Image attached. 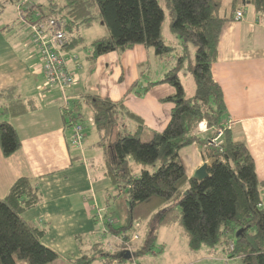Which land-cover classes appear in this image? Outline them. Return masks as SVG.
Wrapping results in <instances>:
<instances>
[{
  "label": "trees",
  "instance_id": "obj_1",
  "mask_svg": "<svg viewBox=\"0 0 264 264\" xmlns=\"http://www.w3.org/2000/svg\"><path fill=\"white\" fill-rule=\"evenodd\" d=\"M241 1L264 15V0ZM5 3L25 5L26 27L50 17L63 18L70 36L66 49L79 45L80 28L92 24V11L97 7L109 35L92 43L90 62L112 52L123 54L138 45L155 48L160 59L174 58L172 53H177L176 67L161 80L142 89L138 80L129 89L139 88L140 97L156 85L168 84L175 90L160 99L171 105L166 127L152 131L148 141L141 139L148 128L146 121L123 101L86 93L60 108L68 128L84 126L82 111L89 108L98 133L95 146L104 151L98 168L110 187L128 195L125 225L115 227L107 222L103 233L130 241L145 223L144 243L135 252L138 261L154 252L162 228L179 224L191 251L206 246L212 255L220 252L243 264H264V184L247 143L234 140L225 126L228 111L224 94L212 73L223 27L232 20L220 13L223 0H0L2 8ZM162 4L184 49L195 47L194 61L189 65L194 83L191 94L179 74L186 50L178 51L163 39ZM233 11H237L235 6ZM39 108L35 98L20 97L15 87L0 91V146L4 156L21 147L12 120ZM203 123L215 134L202 136ZM220 129L224 131L220 141L212 143L210 139ZM195 143L208 162L209 176L203 181L190 177L181 159L180 151ZM42 201L37 179L30 177L18 179L6 197L0 198V264H55L62 259L44 243L47 229L23 217ZM102 243L95 242L92 252L68 260V264H94L103 256L110 264L126 262L120 249L111 252Z\"/></svg>",
  "mask_w": 264,
  "mask_h": 264
},
{
  "label": "crops",
  "instance_id": "obj_2",
  "mask_svg": "<svg viewBox=\"0 0 264 264\" xmlns=\"http://www.w3.org/2000/svg\"><path fill=\"white\" fill-rule=\"evenodd\" d=\"M234 6L237 11L243 12L241 20H236L237 11H233ZM220 13L232 20L223 27L218 59L212 67L213 77L224 94L229 130L234 140H244L247 143L254 158L258 178L264 184V15L257 13L249 3L241 0L238 3L234 0H223ZM14 21L11 24L0 23V91L15 87L20 97H33L39 101L37 105L40 108L12 120L21 140L18 151L6 157L0 146V198L6 197L18 179L36 178L43 201L36 208L24 212L23 217L47 229L44 243L67 260L92 252L95 242H108L112 239L111 243L119 244L118 237H113L112 234L111 237L110 233L99 235L97 232L104 229L110 218L112 224L118 222L113 214L106 213L104 207V216L100 220L97 215L101 209L97 205L94 208L95 192L98 189L109 190V182L100 186L93 183L90 167L94 169V164L81 155L84 153L83 148L71 144L73 127H65L60 110L64 105L62 94L58 88L47 84L39 55L29 44L28 26L19 23L15 25ZM133 52H129L130 58L133 57ZM89 63L85 68L81 64V69L72 66L77 81L66 92L70 104L84 94L91 93L116 102L123 101L127 107L144 118L148 127H154L155 131H162L166 127V121L163 129L157 123L158 121L162 124V109L159 110L145 98L141 99L131 93L124 95L129 86L140 79L139 76H134L128 81L123 79L122 83H118L119 74L123 71L121 65L128 63V60H124L122 64L118 54L112 52ZM143 64L141 61L139 66ZM107 73L111 76H107ZM161 86L162 97L175 91L168 84ZM162 97L156 98L157 101ZM162 107H166L163 110L166 109L170 115L171 105L165 104ZM200 128L202 136L210 137L208 135H211V129L204 123ZM190 148L193 158L186 170L193 177L196 170L208 162L202 159L198 144L195 143ZM207 249L202 252L206 255L190 260L187 264L213 261ZM207 256H210L209 259ZM221 258L226 263L240 261H232L225 255ZM159 261L162 262V259ZM154 262L155 259H152L151 263Z\"/></svg>",
  "mask_w": 264,
  "mask_h": 264
},
{
  "label": "rangeland",
  "instance_id": "obj_3",
  "mask_svg": "<svg viewBox=\"0 0 264 264\" xmlns=\"http://www.w3.org/2000/svg\"><path fill=\"white\" fill-rule=\"evenodd\" d=\"M19 6L20 4H18V6H13L10 3H5L4 7L2 8V5L0 4V23L11 24L12 21L15 20L14 21L15 25L18 24V21H20L22 24L23 23L27 24L26 20L22 18V15L20 16L21 7L19 10ZM23 7L25 8V5H23ZM162 7L165 10V21L162 26L163 39L168 45L176 47L178 51L182 52L183 50H186V48L184 49L182 40L178 37L177 33H175L171 28L168 10L165 8L163 4ZM92 12L94 16V19L92 20V24H90L87 27L83 26L80 28L81 41L79 45H77L76 47L69 48L70 53L78 58L77 59L78 62H75V64L80 63L78 64L80 65V69L82 68L81 64L83 65L84 68L87 65H90L88 56L90 55V52L93 49L92 43H94L99 38L107 37L109 35L107 28L102 24L99 18L97 7H94ZM135 48L136 51H134ZM135 48L132 49L134 52L132 50H129L125 55H123L124 53L123 54L117 53L119 59L122 61V64L124 60L125 61L128 60V63H126L125 65H121L123 71L121 74H119L120 80L118 79V83H122L123 79L128 81L129 79L134 78V76H139L140 88L142 89L143 87L147 86L150 82L153 83L161 80L169 70H171L173 67H176L175 64L176 63L175 57L177 56L176 52L172 53L174 58L168 56L160 59L159 56L156 54L155 48L153 47L147 48L143 45H138ZM129 52H133L131 53V55L133 56L132 58L129 57ZM186 53H187L185 57L186 61L180 67L179 74L181 76L182 83L185 87L186 92L188 94H191L194 91V83L189 65L194 61L195 47L193 45H189L188 49L186 50ZM141 61L144 62L143 68L141 67L142 65L139 66ZM68 64H69L68 68L70 69L71 72H73L72 69H74L72 68V66H74L75 68H77L78 66V65L75 66L73 61H70ZM112 71L114 75L115 74L114 68ZM107 76H111V74L107 73ZM133 83L125 91L124 95L126 96L131 93L132 95L139 97L141 99L145 98V100L152 102V104L156 106L159 110L162 109V113H161L162 124L160 125L158 121L157 123H158V127H162L163 129L165 127L164 125L167 124V118L169 117V112L166 109L163 110V108L166 107H162V106H165V104H169V103H162L161 100H159L160 102L159 103L156 99L158 97H162V92H163L162 86L156 85V87L155 86L154 88L152 87L146 95L140 97L137 95V92L140 91L139 88L136 89L133 88V90L129 92V89L132 87ZM37 103L39 104V101H37ZM70 105L71 104H69L68 106ZM82 112L84 115L83 123H84L85 142L83 145L84 153H82L81 155H83V157L87 159L89 163L93 162L94 169L93 167H90V169L93 172L92 174L94 178L93 183H95L96 186H100L104 182L108 183L107 179L100 173L99 170H97V167H99L101 164L99 161L102 160L101 158H103L104 151L103 149L95 146L98 140V133L93 123L89 108L84 107ZM164 121H166V124H164ZM154 129H155L154 127L152 128L148 127L141 136V139L144 141H148L151 137V132L154 131ZM214 132L215 130L212 129V131H210L211 135L208 136H212L213 134H215ZM190 152H191L190 146L184 147L180 151L181 159L183 160L185 167L189 164V161L193 158ZM109 185L110 184L108 183L107 187H110ZM96 193L98 194V196ZM95 195H96L95 198L96 202L94 207H96L97 205L101 209L100 214L104 216L103 215L104 210H102V207H104L106 213L108 214L111 213L115 216L114 218H117L118 222L114 225L115 227H121L125 225L126 222L125 217L127 215V209H128V203H127L128 195L126 193L119 194L117 190H115L113 187H110L109 190L107 191L105 189H98L97 192H95ZM110 220L111 218L108 220L109 223ZM103 231H104L103 228H101L98 231V234L102 235ZM144 238H145V223L139 226V229L135 231V233L132 236V240L130 241L126 239L124 240L125 241L124 242L122 239L119 238L120 239L119 244L111 243L113 241L112 239L111 241L108 242L104 240L102 244L103 247L109 251L120 249V254L122 253L123 255L126 254L127 252H130L131 258L129 260H126V262L122 264H138V262L140 264H187L190 262V260H193L198 257H202L205 254V253L203 254L202 252L205 249H207L206 246H203L198 251V253H195L197 251L191 252L188 246L187 237L184 234L183 229L179 226V224H176L172 229H165V228L161 229L159 232L158 240L156 241L154 252L146 254L144 259L137 261L138 258L135 257V252L138 250V248L141 245H143ZM117 245H119L120 247H118ZM211 256L212 257L210 259L213 261L208 260L206 262H200V263L194 262V264H243L240 261H233L234 258L231 257L230 259H232L233 262L226 263V261L225 260L223 261V258H221L222 256H224V254L220 252H218V254L215 255L211 254ZM225 256L229 258L227 255ZM207 257L209 259L210 256ZM76 258L77 257H74L72 259H76ZM152 259H155L154 263H151ZM161 259L162 262L159 261ZM106 260L107 258L103 256L102 258L97 260V262L94 264H110L107 263ZM55 264H68V260L67 258L63 257L62 259H58V261Z\"/></svg>",
  "mask_w": 264,
  "mask_h": 264
},
{
  "label": "built area",
  "instance_id": "obj_4",
  "mask_svg": "<svg viewBox=\"0 0 264 264\" xmlns=\"http://www.w3.org/2000/svg\"><path fill=\"white\" fill-rule=\"evenodd\" d=\"M20 7V16L22 15V18L25 19L24 7L20 5L19 10ZM242 17L243 12L237 11L236 20H241ZM28 28L29 44L39 55L47 84L60 90L64 102L63 106L68 107L70 102L66 92L77 81L75 74L68 68V63L70 61L78 62V58L66 49V46L70 43V36L66 31L65 20L60 17H50L43 21L29 24ZM225 126L229 129L227 123H225ZM73 128L71 144L82 149L85 142L84 127L81 124H77ZM223 133V129L218 130L217 135L211 139V142H219ZM94 208H97V206ZM97 216L102 220L100 213Z\"/></svg>",
  "mask_w": 264,
  "mask_h": 264
},
{
  "label": "water",
  "instance_id": "obj_5",
  "mask_svg": "<svg viewBox=\"0 0 264 264\" xmlns=\"http://www.w3.org/2000/svg\"><path fill=\"white\" fill-rule=\"evenodd\" d=\"M207 168H208L207 163L202 164L194 173L193 178L196 179L197 181H203L207 179L209 176ZM123 256H124V259L126 260H129L131 258L130 252H127Z\"/></svg>",
  "mask_w": 264,
  "mask_h": 264
},
{
  "label": "bare ground",
  "instance_id": "obj_6",
  "mask_svg": "<svg viewBox=\"0 0 264 264\" xmlns=\"http://www.w3.org/2000/svg\"><path fill=\"white\" fill-rule=\"evenodd\" d=\"M84 127V126H83ZM73 130H74V128H72V134H73ZM220 141V140H219ZM208 164V163H207Z\"/></svg>",
  "mask_w": 264,
  "mask_h": 264
}]
</instances>
